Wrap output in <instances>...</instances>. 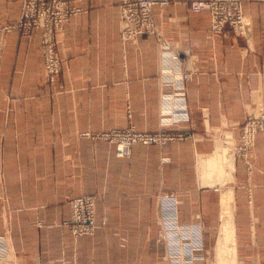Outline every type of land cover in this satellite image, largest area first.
<instances>
[{
    "label": "crops",
    "instance_id": "obj_1",
    "mask_svg": "<svg viewBox=\"0 0 264 264\" xmlns=\"http://www.w3.org/2000/svg\"><path fill=\"white\" fill-rule=\"evenodd\" d=\"M64 1L79 11L56 34L55 83L45 80L39 30L0 34V243L10 264H161V246L169 264H264V132L239 153L241 126L264 93V0H242L244 37L212 34L208 14L177 0L154 6L156 35L133 41L120 36L121 0ZM20 12L21 0H0V24ZM84 103L101 118L128 104L144 131L176 119L172 131L187 136L133 148L125 186L98 193L94 236L73 240L50 223L68 220L67 205L34 202L52 203L53 147L68 150L69 135L85 132ZM26 228L32 238L16 243L13 232Z\"/></svg>",
    "mask_w": 264,
    "mask_h": 264
},
{
    "label": "rangeland",
    "instance_id": "obj_2",
    "mask_svg": "<svg viewBox=\"0 0 264 264\" xmlns=\"http://www.w3.org/2000/svg\"><path fill=\"white\" fill-rule=\"evenodd\" d=\"M177 0H170V2L165 5L168 6L176 2ZM194 0H188L185 2L188 11L190 3ZM121 2V1H120ZM120 4V3H119ZM238 5L243 16L247 19L248 17L243 13L242 9V0H238ZM159 6V7H165ZM192 12V11H190ZM21 13V12H20ZM196 13V12H193ZM208 14L210 18V31H211V17L207 12H198ZM120 14V10H119ZM151 20L152 25L155 29L156 35L157 27L154 23L151 10ZM249 20V19H248ZM19 22V20H18ZM17 22V23H18ZM15 24H0V34L6 32V28L16 25ZM251 29V28H250ZM18 30V29H12ZM10 30V31H12ZM120 30V29H119ZM19 31V30H18ZM232 31V30H231ZM233 32V31H232ZM250 32V31H249ZM32 33V32H31ZM41 33V32H40ZM212 33V31H211ZM57 34V33H56ZM213 34V33H212ZM249 34V33H248ZM121 36V35H120ZM138 37V36H137ZM136 37V38H137ZM133 41V40H129ZM57 44V43H56ZM42 50V44H41ZM55 51L56 46H55ZM57 57L61 61L60 72L62 68V59L57 53ZM43 64V58H42ZM45 80L49 83H55L56 76L52 80L48 79L44 70ZM57 93V92H55ZM95 104L84 103L81 114L83 115V127L85 132L79 133L77 135H69V145L68 150L60 149V146L53 147V170L54 173L56 170H61V175H59L56 180L54 175V182H52L54 198L56 193H59V196H72L66 200V203H62L53 198L51 204H45L44 200H35V205L38 207V210L42 209L41 207L46 206L48 210L55 208H62L67 205L69 210V218L66 221H58L54 218L52 220L51 226L57 227L62 226L66 227L70 233L73 240H77L84 237H93L96 229V204L99 199V191L101 193H113L114 186L124 187L125 182L122 180L124 177V164L123 162L131 159L132 150L137 146L143 147H164L171 142L180 141L186 138L187 134L181 131H172L171 126L176 122V119H167V118H158V127L155 131H144L139 130L134 125H131L130 111L128 104L124 103H115L110 104L114 111L109 112L107 118L97 117L101 115L93 107ZM103 114V113H102ZM165 131L164 135H167L168 138L156 140L151 143H146L144 139L145 136L162 134ZM177 135H183V138L178 139ZM58 139H61L62 136H54ZM65 172V173H64ZM62 179V180H61ZM42 185V184H40ZM66 197V198H67ZM79 199H88L91 201L90 206H84L82 213L86 217L88 213H91L93 219V228L89 232L84 231V229L78 231L81 224L75 222L77 219L74 216L73 202ZM7 200H0V202ZM54 212V211H53ZM43 219V217H38ZM81 222V219H79ZM38 227H41V223L38 222ZM23 226H27L23 224ZM15 242L20 244L22 241L27 243V241L32 238V231H29L27 228L24 231H14ZM3 239L2 236H0ZM53 239H56L55 237ZM162 242L160 243L161 246ZM2 249V250H1ZM11 249V248H10ZM7 249L6 246L0 243V264H10L12 257V249ZM21 249V248H19ZM28 248H25L27 250ZM140 248H134V250H139ZM167 247L161 246L160 253V262L161 264H169V252Z\"/></svg>",
    "mask_w": 264,
    "mask_h": 264
},
{
    "label": "built area",
    "instance_id": "obj_3",
    "mask_svg": "<svg viewBox=\"0 0 264 264\" xmlns=\"http://www.w3.org/2000/svg\"><path fill=\"white\" fill-rule=\"evenodd\" d=\"M170 0H121L120 10V35L123 41L135 40L143 34L153 35L155 29L152 25L151 10L154 6H165ZM192 12H207L211 17V31L213 34L232 30L238 36L244 37L250 31L249 20L242 15L238 0H194L190 3ZM79 10L70 6L64 0H21V13L19 22L6 28V32L18 29L23 35H30L33 30L41 32L42 58L46 76L52 80L60 72L61 61L55 51L56 33L59 32L71 16ZM190 73L182 74L187 81ZM264 132V93L256 115L248 117L241 126L239 153L243 156L250 152L254 144L255 135ZM148 135L143 137L146 143H151L167 135ZM178 139L183 135H177ZM90 206L88 199H79L73 202L75 222L81 224L78 231L84 229L89 232L93 228L91 213L85 217L82 211L84 206ZM81 219V222L79 221ZM183 264H201L196 259H186Z\"/></svg>",
    "mask_w": 264,
    "mask_h": 264
},
{
    "label": "bare ground",
    "instance_id": "obj_4",
    "mask_svg": "<svg viewBox=\"0 0 264 264\" xmlns=\"http://www.w3.org/2000/svg\"><path fill=\"white\" fill-rule=\"evenodd\" d=\"M223 234V233H222ZM225 236V235H224ZM225 238H227V237H225ZM226 240V239H225Z\"/></svg>",
    "mask_w": 264,
    "mask_h": 264
}]
</instances>
